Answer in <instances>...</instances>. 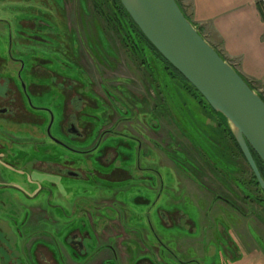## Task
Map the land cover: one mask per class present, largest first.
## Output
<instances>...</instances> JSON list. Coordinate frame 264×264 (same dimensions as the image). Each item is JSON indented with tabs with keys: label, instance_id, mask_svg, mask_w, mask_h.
Here are the masks:
<instances>
[{
	"label": "rangeland",
	"instance_id": "rangeland-1",
	"mask_svg": "<svg viewBox=\"0 0 264 264\" xmlns=\"http://www.w3.org/2000/svg\"><path fill=\"white\" fill-rule=\"evenodd\" d=\"M178 2L189 14L188 6ZM111 4L109 0H0V53L7 48L1 17L12 20L11 13L3 10L62 7L70 52L73 49L79 56V65L95 85L100 78L95 63L106 76H128L133 121L128 131L135 137L128 136V161L116 162L125 175L116 172L102 180L87 176L84 169L71 168L82 173L77 179L60 173L59 168H46L48 164L41 161L51 158L45 149L74 154L43 138V126L32 132L23 123L17 135L21 145L15 144L19 153L0 157V264H42L41 254L51 253L65 264H264V208L253 216L242 215L231 205L214 203L213 190L204 185L195 186L200 192L194 195L182 179L198 177L193 165L207 167L204 159L229 181L224 182L226 188L237 186L244 192L246 186L264 200L251 180L252 172L247 170L251 190L234 171V163H242L240 157L233 163L223 150L224 126L218 128L216 113L138 35L130 32L137 55L126 49L112 24L117 15ZM103 56L116 70L102 64ZM61 73L86 82L69 68ZM54 86L32 98L34 104L52 109V134L59 119L54 104L58 85ZM256 92L263 96L262 91ZM153 103H157L155 109ZM98 109L91 113L99 114ZM136 122L144 129L136 127ZM158 122L162 130L154 133ZM244 168H249L246 162ZM226 197L242 212L249 204L258 207L255 199L245 202L241 195ZM71 236L82 244L77 261L64 243Z\"/></svg>",
	"mask_w": 264,
	"mask_h": 264
},
{
	"label": "flooded vegetation",
	"instance_id": "flooded-vegetation-1",
	"mask_svg": "<svg viewBox=\"0 0 264 264\" xmlns=\"http://www.w3.org/2000/svg\"><path fill=\"white\" fill-rule=\"evenodd\" d=\"M111 2L115 3V0ZM3 12L11 13L12 20L1 17L3 27H6L1 29L7 34V48L0 53V157H15L19 153V149L15 148L22 141L17 135L23 123H27L32 132L43 126V138L74 154L70 157L53 149H45L51 157L41 160L48 164L46 168H59L60 173L77 179L81 178L82 169L87 176L94 175L102 180L116 172L125 175L126 172L119 169L123 167L116 162L128 161V136L135 139L128 131V126L133 122L128 103V76H106L94 62L96 74L100 77L95 85L86 70L79 65V56L73 49L70 52L66 16L61 6L43 5L27 10L20 7ZM126 23L130 25L127 18ZM119 40L123 42L121 38ZM51 55L57 57L51 58ZM102 62L107 68L116 70L107 56H103ZM65 68L85 77L86 82L62 74ZM39 79H47L49 83L38 82ZM55 84L58 85V98L54 104L59 109V119L56 132L52 134L50 127L55 118L52 109L49 105L34 104L32 98L50 90L51 85ZM153 105L155 109L157 103ZM98 107L101 108L98 109L99 114L91 113ZM97 121L99 124L96 125ZM161 125L158 122V129H152V132H161ZM135 126L144 129L141 122H136ZM108 138L113 140L108 143ZM11 167L15 168L13 165ZM71 171L75 174L70 175ZM71 237L64 243L71 251L72 260L77 261L74 259L82 244ZM41 256L46 264H63V260H60L62 257L58 259L52 253L50 256Z\"/></svg>",
	"mask_w": 264,
	"mask_h": 264
},
{
	"label": "water",
	"instance_id": "water-1",
	"mask_svg": "<svg viewBox=\"0 0 264 264\" xmlns=\"http://www.w3.org/2000/svg\"><path fill=\"white\" fill-rule=\"evenodd\" d=\"M150 45L202 96L230 132L264 195V100L203 37L176 0H119ZM74 175V172H69Z\"/></svg>",
	"mask_w": 264,
	"mask_h": 264
},
{
	"label": "crops",
	"instance_id": "crops-1",
	"mask_svg": "<svg viewBox=\"0 0 264 264\" xmlns=\"http://www.w3.org/2000/svg\"><path fill=\"white\" fill-rule=\"evenodd\" d=\"M183 4L188 6L189 14L184 11L185 15L192 22V24L200 31H205L204 36L206 40L220 53V55L228 61L237 72L247 80L252 86H255L257 91L263 92L264 97V21L262 20L260 13L256 7V0H181ZM180 2V1H179ZM181 4V3H180ZM254 88V87H253ZM165 120L168 119L165 117ZM215 121L219 125H223L220 118L215 115ZM223 136V150L234 163L242 160V163L237 165L234 163L235 173L244 178V183L251 187L249 168H244V158L242 154L238 152L236 145L228 135L227 128L224 126L222 130ZM194 153V152H193ZM197 154V152H195ZM194 154V155H195ZM166 155V154H165ZM198 155V154H197ZM172 159V158H171ZM202 163L208 166L206 162ZM173 161V159H172ZM174 166L176 162L173 161ZM165 165L170 166L168 163ZM211 166V165H210ZM214 166V165H212ZM171 167V166H170ZM195 170L199 172L198 177H187L183 180L185 188L191 190L194 195H198L199 190L195 186L198 184L204 185L206 189L213 190V198L216 199L213 202L225 203L235 208L237 212L242 215L249 214L253 216V212L261 213L262 207L264 208V200L257 196H253L251 192L244 188V192L237 186L228 189L224 186V182H229L221 177L217 168H203L204 165H193ZM202 167V168H201ZM243 167V168H242ZM180 168V167H178ZM202 174V175H201ZM246 178V179H245ZM237 180V179H236ZM229 186V185H228ZM253 188V186L251 187ZM250 188V189H251ZM256 188V187H255ZM188 190V191H189ZM236 190H239V194ZM252 190V189H251ZM224 191V192H223ZM257 191V189H256ZM241 195L242 200L247 202L248 200L255 199L258 207L255 208L249 204L244 208L245 212H242L238 208L234 207L229 197L223 195ZM248 194V195H247ZM251 194V197H249ZM240 197V196H239ZM246 204V203H245ZM245 213V214H244ZM260 230V229H258ZM112 254L113 251H111ZM42 264H46L45 262Z\"/></svg>",
	"mask_w": 264,
	"mask_h": 264
},
{
	"label": "trees",
	"instance_id": "trees-1",
	"mask_svg": "<svg viewBox=\"0 0 264 264\" xmlns=\"http://www.w3.org/2000/svg\"><path fill=\"white\" fill-rule=\"evenodd\" d=\"M178 5L180 6V8L182 9L181 5L179 4L178 0H176ZM109 2L111 3V0H109ZM115 5V8L113 10L114 13H116L117 16H115L116 20L112 23L114 24V29L116 30V32L120 35V38L122 39V43L126 44V47L130 50V52L133 55H137V52L134 49V42L131 39V35L130 32H132L135 36L138 35L140 36L146 43L147 45L169 66L171 67L177 74H179L151 45L150 43L145 39V37L141 34V32L138 30V28L134 25V23L130 20V18L128 17V15L126 14L125 10L123 9V7L121 6L119 0H115V3L112 2L111 6L113 7ZM256 7L260 13V16L262 18V20L264 21V2L263 1H256ZM183 11V9H182ZM184 12V11H183ZM185 14V13H184ZM126 18L128 20V23H130V25L126 23ZM111 20V19H108ZM128 27L130 28V30L128 29ZM180 75V74H179ZM181 76V75H180ZM182 77V76H181ZM183 78V77H182ZM184 79V78H183ZM185 80V79H184ZM248 82V81H247ZM188 83V82H187ZM189 84V83H188ZM248 84L253 88V86L248 82ZM189 86H191L189 84ZM192 87V86H191ZM194 89V88H193ZM260 95V97L264 100V97L258 93ZM202 100L205 102V100L202 98ZM207 104V103H206ZM208 105V104H207ZM211 109V108H210ZM213 111V110H212ZM228 131V130H227ZM228 135L230 136V138L233 140L230 132L228 131ZM234 144L236 145L235 141L233 140ZM238 152L240 153V150L238 148V146L236 145ZM241 154V153H240ZM256 163L259 167L260 173L262 174L263 178H264V165L263 163L254 155ZM251 180L253 182V184L258 188V190H260L257 182L255 181L253 175H251ZM261 191V190H260Z\"/></svg>",
	"mask_w": 264,
	"mask_h": 264
}]
</instances>
